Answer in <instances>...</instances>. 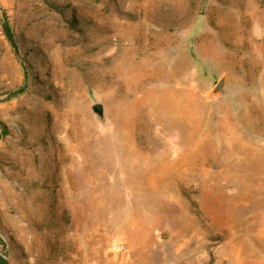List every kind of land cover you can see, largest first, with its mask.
Segmentation results:
<instances>
[{
	"label": "rangeland",
	"instance_id": "rangeland-1",
	"mask_svg": "<svg viewBox=\"0 0 264 264\" xmlns=\"http://www.w3.org/2000/svg\"><path fill=\"white\" fill-rule=\"evenodd\" d=\"M0 252L264 264V0H0Z\"/></svg>",
	"mask_w": 264,
	"mask_h": 264
},
{
	"label": "water",
	"instance_id": "water-1",
	"mask_svg": "<svg viewBox=\"0 0 264 264\" xmlns=\"http://www.w3.org/2000/svg\"><path fill=\"white\" fill-rule=\"evenodd\" d=\"M10 38V37H9ZM225 76H222L214 85V87L212 88L211 93L213 95L219 94L221 92H223L224 87H225ZM91 110L98 116V117H102V106L100 104H94L91 107ZM0 264H9L8 258L5 254H3L2 252H0Z\"/></svg>",
	"mask_w": 264,
	"mask_h": 264
},
{
	"label": "built area",
	"instance_id": "built-area-1",
	"mask_svg": "<svg viewBox=\"0 0 264 264\" xmlns=\"http://www.w3.org/2000/svg\"><path fill=\"white\" fill-rule=\"evenodd\" d=\"M113 249L116 251H120V250H122V247L121 246H114Z\"/></svg>",
	"mask_w": 264,
	"mask_h": 264
}]
</instances>
